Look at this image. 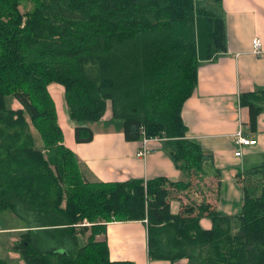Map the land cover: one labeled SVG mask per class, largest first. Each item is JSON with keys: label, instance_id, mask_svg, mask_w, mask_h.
<instances>
[{"label": "trees", "instance_id": "trees-1", "mask_svg": "<svg viewBox=\"0 0 264 264\" xmlns=\"http://www.w3.org/2000/svg\"><path fill=\"white\" fill-rule=\"evenodd\" d=\"M29 1L32 7L23 12ZM201 5L0 0V209L29 221L15 245L28 264H135L112 260L107 238L97 236L106 233L107 222L146 218L153 259L264 264V162L244 171L238 214L205 202L175 213L171 198L189 189L191 180L86 179L79 155L65 144L50 92L51 83L64 85L79 142L94 139L90 124L110 108L111 121L124 127L128 140H142V128L147 136H167L164 144L180 168L191 178L203 173L213 156L187 134L183 107L199 83L200 62L225 49L226 26L221 15ZM7 96L22 106L13 108ZM240 103L249 105L254 122L264 108V91L241 94ZM205 216L212 227H203ZM82 235L88 236L80 240ZM0 264L8 262L0 257Z\"/></svg>", "mask_w": 264, "mask_h": 264}, {"label": "crops", "instance_id": "crops-1", "mask_svg": "<svg viewBox=\"0 0 264 264\" xmlns=\"http://www.w3.org/2000/svg\"><path fill=\"white\" fill-rule=\"evenodd\" d=\"M205 5L222 16L226 26V44L215 58L200 62L199 83L183 107L187 134L192 140L200 142L206 154L213 156L204 165L203 173L192 178L187 175L174 160L165 142L157 144L156 151L148 156L138 157L136 154L142 140H128L124 127L111 121L113 112L110 108L100 121L90 124L94 139L79 142L75 136V122L69 118L64 85L54 82L49 86L57 102L59 123L64 127L65 144L79 155V165L86 179L95 182L125 181L160 175L174 181L191 180L189 189L178 191L171 198L175 213L183 211L188 204L195 207L205 202L224 214L235 215L243 204L241 184L246 180L244 171L264 162V108L253 122L249 105L240 103L241 94L264 91V0H208ZM255 37L262 41L263 52L260 55L252 51ZM239 129L257 141L254 145L243 147L242 154L235 156L238 145L235 143L236 131ZM212 189H215V194ZM192 193L200 198H195ZM183 195L191 198L190 203L183 201ZM211 219L203 217V227H212ZM26 228V224L0 227L1 232L12 236L4 244V249L9 251L7 256H0L8 264H28L21 251L15 248ZM148 234L145 221L118 219L107 222L106 233L97 238H107L112 260L135 264H172L168 259L149 257Z\"/></svg>", "mask_w": 264, "mask_h": 264}, {"label": "rangeland", "instance_id": "rangeland-1", "mask_svg": "<svg viewBox=\"0 0 264 264\" xmlns=\"http://www.w3.org/2000/svg\"><path fill=\"white\" fill-rule=\"evenodd\" d=\"M205 2H208V0H205ZM204 1H202V5L205 4ZM32 3L29 1V2H23V4L21 5L22 7V11L25 12L26 10H29L32 6ZM201 5V6H202ZM60 100V99H59ZM7 101L9 102V105H11L13 108H16V106H20V104L17 102V100L13 99L12 97L10 96H7ZM64 102V101H63ZM67 103V101H66ZM65 104V103H64ZM67 105V104H66ZM33 127V126H32ZM34 129V136H35V140H36V145L39 146V148H42L43 144L44 143V140L42 139L41 137V134L39 133L38 129L36 127H33ZM241 130V129H240ZM241 132H243V130H241ZM243 134L246 136V134L243 132ZM248 137V136H247ZM251 137V136H250ZM236 138H237V135H236ZM236 138H235V143H237V147L240 146V148L242 149L243 151V147H247L245 145H241L238 141H236ZM253 139V137H252ZM256 140V139H255ZM257 141V140H256ZM256 144V143H255ZM252 145V144H250ZM254 145V144H253ZM237 150V148H236ZM235 150V151H236ZM242 151H241V154H242ZM236 156V155H235ZM240 156V155H239ZM263 180H264V177H263ZM212 187H214L213 185H211ZM216 188V187H215ZM212 193L215 194V189H212ZM193 196H195V198H200V197H197L194 193H192ZM184 196V195H183ZM193 196H191L192 198H194ZM183 201L186 202V203H190L191 201V198H188L186 196L183 197ZM29 221H26L25 219H21L19 217H17L15 214H14V211L13 210H2L0 209V227H5V226H11V225H15V226H20V225H24V224H29L28 223ZM205 224V223H204ZM88 236V235H86ZM86 236L83 237L80 236V240H83V238H85ZM11 235L8 233V232H1L0 231V256L2 257H6L7 256V251L6 249H4V244L8 241L11 240ZM58 243V242H57ZM198 251L196 252V254H200V249H197ZM204 251L206 250V248L203 249Z\"/></svg>", "mask_w": 264, "mask_h": 264}, {"label": "built area", "instance_id": "built-area-1", "mask_svg": "<svg viewBox=\"0 0 264 264\" xmlns=\"http://www.w3.org/2000/svg\"><path fill=\"white\" fill-rule=\"evenodd\" d=\"M261 38L255 37L252 43V51L254 53L260 55L261 52H263L262 44H261ZM236 141H238L241 145L250 146V144H255L256 140L252 139V137H247L241 132V130L236 131ZM142 141H141V147L138 149V153L136 154L138 157L143 158L144 156H148L149 154L156 151L157 144L161 145L165 140L168 139L167 136H161V135H155L154 137L147 136L146 131L144 128H142ZM242 149L237 147V150L234 151V155H241ZM148 221V218H146V222ZM90 225V222L86 223Z\"/></svg>", "mask_w": 264, "mask_h": 264}]
</instances>
